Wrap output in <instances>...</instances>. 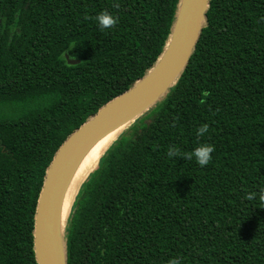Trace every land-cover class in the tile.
Returning <instances> with one entry per match:
<instances>
[{
	"label": "trees",
	"instance_id": "1",
	"mask_svg": "<svg viewBox=\"0 0 264 264\" xmlns=\"http://www.w3.org/2000/svg\"><path fill=\"white\" fill-rule=\"evenodd\" d=\"M178 3L0 0V264H37L54 153L154 64ZM105 10L117 23L102 30ZM200 144L215 148L203 167L186 158ZM96 165L65 221L67 264H264V202L248 199L264 187V0H209L176 83Z\"/></svg>",
	"mask_w": 264,
	"mask_h": 264
},
{
	"label": "water",
	"instance_id": "2",
	"mask_svg": "<svg viewBox=\"0 0 264 264\" xmlns=\"http://www.w3.org/2000/svg\"><path fill=\"white\" fill-rule=\"evenodd\" d=\"M208 7L209 0H179L170 35L154 64L128 89L101 105L57 148L35 205L32 234L37 264H67L65 222L60 228V207L77 163L96 139L119 126L122 132L176 83L206 23ZM65 58L69 64L79 61L67 54Z\"/></svg>",
	"mask_w": 264,
	"mask_h": 264
},
{
	"label": "bare ground",
	"instance_id": "3",
	"mask_svg": "<svg viewBox=\"0 0 264 264\" xmlns=\"http://www.w3.org/2000/svg\"><path fill=\"white\" fill-rule=\"evenodd\" d=\"M120 130L121 126L112 129L104 135L100 136L89 146V148L80 158L75 170L73 171V174L70 178V181L62 198L60 207V228H62L64 225L65 219L68 216L70 207L80 187V184L93 170V168L96 167L100 155L115 139Z\"/></svg>",
	"mask_w": 264,
	"mask_h": 264
},
{
	"label": "clouds",
	"instance_id": "4",
	"mask_svg": "<svg viewBox=\"0 0 264 264\" xmlns=\"http://www.w3.org/2000/svg\"><path fill=\"white\" fill-rule=\"evenodd\" d=\"M113 7L119 8V4H113ZM95 21L97 22V26L100 29H109L113 27L117 23V18L114 17L108 11H101L95 16ZM208 132V125L201 124L197 130V136H203L205 133ZM215 151L214 145L211 144H200L196 148L193 149L192 155L186 157L187 159L195 158L196 163L203 167L209 163L211 160V154ZM166 155L169 158L177 157L179 155V149L175 148L174 146H170ZM258 198L261 202H264V187L259 188L258 197L250 194L248 199ZM167 264H181V260L178 257L171 258L167 261Z\"/></svg>",
	"mask_w": 264,
	"mask_h": 264
},
{
	"label": "rangeland",
	"instance_id": "5",
	"mask_svg": "<svg viewBox=\"0 0 264 264\" xmlns=\"http://www.w3.org/2000/svg\"><path fill=\"white\" fill-rule=\"evenodd\" d=\"M120 132H121V131H120ZM120 132H119V133H120ZM93 169H95V168H93ZM87 176H88V175H87ZM85 179H86V178H85ZM85 179H84V180H85ZM80 185H81V184H80Z\"/></svg>",
	"mask_w": 264,
	"mask_h": 264
}]
</instances>
